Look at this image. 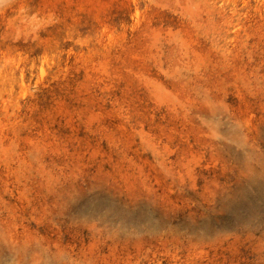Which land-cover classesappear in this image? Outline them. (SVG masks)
<instances>
[{
	"label": "rangeland",
	"instance_id": "rangeland-1",
	"mask_svg": "<svg viewBox=\"0 0 264 264\" xmlns=\"http://www.w3.org/2000/svg\"><path fill=\"white\" fill-rule=\"evenodd\" d=\"M0 264H264V0H0Z\"/></svg>",
	"mask_w": 264,
	"mask_h": 264
}]
</instances>
